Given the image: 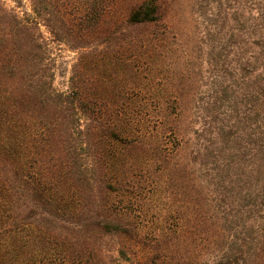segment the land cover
I'll return each instance as SVG.
<instances>
[{"label":"trees","instance_id":"trees-1","mask_svg":"<svg viewBox=\"0 0 264 264\" xmlns=\"http://www.w3.org/2000/svg\"><path fill=\"white\" fill-rule=\"evenodd\" d=\"M9 1L0 264H264V0H190L172 95L135 91L186 38L175 0ZM52 42L76 52L66 90Z\"/></svg>","mask_w":264,"mask_h":264},{"label":"rangeland","instance_id":"rangeland-1","mask_svg":"<svg viewBox=\"0 0 264 264\" xmlns=\"http://www.w3.org/2000/svg\"><path fill=\"white\" fill-rule=\"evenodd\" d=\"M190 0H175V13H176V18H175V23L176 26L183 31V36L186 38H182V35L180 38H182V42L179 43L178 47L175 48L173 51V58L174 60H171V65L170 68L166 65L168 64V60L166 59L165 65L162 64L160 65L157 70H156V77H155V85L153 87H149L147 78L144 79V76L141 79V82H145L146 89H142V91H135L138 92L139 95H144L145 93L148 94L147 89H151L152 93H159V94H185L189 92L187 88L189 86H183L179 84L178 81H181V76H179V73L181 69L184 70V65H185V60L188 58H193L195 56V48L192 44V24L193 21H191L192 15L189 13V8H190ZM8 4H12L9 0H7ZM194 20V19H193ZM191 24V25H190ZM200 28V27H199ZM190 30V34H187V32ZM200 30V29H199ZM42 31L44 32L46 37H49V34L47 33L46 29L42 27ZM189 33V32H188ZM189 38L191 40H189ZM52 47H53V52L55 55L56 63L54 67V87L58 90H66L69 84V76H70V70H71V65L73 61L75 60L76 57V52L69 49L63 44H57L52 42ZM193 51V52H192ZM190 54V57L186 58L184 54ZM192 54V56H191ZM177 57V58H176ZM192 62H198L197 60H193ZM203 68H206V64H203ZM177 74V76H173V74ZM167 77L169 82H163L161 79L162 77ZM129 79V77H128ZM190 79H193V81H197V77L193 78L190 77ZM147 82V84H146ZM172 84V86H171ZM185 88V89H184ZM192 93H195V90H191ZM187 115L185 121H184V126L186 127L188 125V117ZM146 187V185H144ZM164 209V208H163ZM163 216H165V212L163 211ZM170 227L172 226L171 223H169ZM168 227V224L166 225ZM192 239V238H190ZM192 244L190 247V252H193V245L194 242L190 243ZM200 248L197 252H194L191 254V258L188 261L190 264H205V259H206V252L207 249L204 246H200ZM197 256V257H196Z\"/></svg>","mask_w":264,"mask_h":264}]
</instances>
